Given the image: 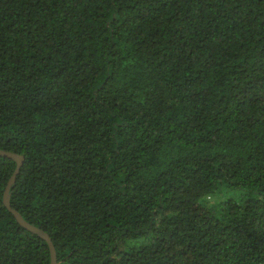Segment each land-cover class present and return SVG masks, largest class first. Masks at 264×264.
Wrapping results in <instances>:
<instances>
[{"label":"trees","instance_id":"16d2710c","mask_svg":"<svg viewBox=\"0 0 264 264\" xmlns=\"http://www.w3.org/2000/svg\"><path fill=\"white\" fill-rule=\"evenodd\" d=\"M0 150L58 264H264V0H0Z\"/></svg>","mask_w":264,"mask_h":264},{"label":"water","instance_id":"95a60500","mask_svg":"<svg viewBox=\"0 0 264 264\" xmlns=\"http://www.w3.org/2000/svg\"><path fill=\"white\" fill-rule=\"evenodd\" d=\"M0 156L8 158L10 160H13L17 164L16 169L14 171V174L10 178L8 185L5 189L4 205L9 210V212L14 216V218L17 220V222L19 223L20 226H22L24 229L28 230L29 232H31L35 235H38L40 238H42L43 240H45L48 243L49 248H50V253H51V264H58L56 248L54 246V243H53L50 235L48 233H46L44 230H42V229L30 224L29 222H27L23 218V216L17 210H15L12 207V204H11V190H12L13 186L16 184L17 177L20 174L21 169L23 168V166L25 164V160H26L25 157L22 155L12 153L9 151H4V150H0Z\"/></svg>","mask_w":264,"mask_h":264}]
</instances>
